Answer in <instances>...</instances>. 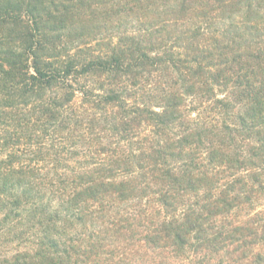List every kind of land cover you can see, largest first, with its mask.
<instances>
[{"label":"trees","instance_id":"trees-1","mask_svg":"<svg viewBox=\"0 0 264 264\" xmlns=\"http://www.w3.org/2000/svg\"><path fill=\"white\" fill-rule=\"evenodd\" d=\"M0 264H264V0H0Z\"/></svg>","mask_w":264,"mask_h":264}]
</instances>
